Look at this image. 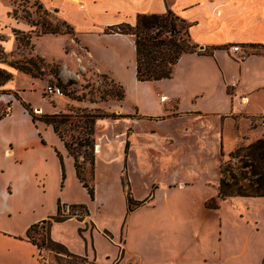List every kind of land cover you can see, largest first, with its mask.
Instances as JSON below:
<instances>
[{
  "label": "crops",
  "instance_id": "obj_1",
  "mask_svg": "<svg viewBox=\"0 0 264 264\" xmlns=\"http://www.w3.org/2000/svg\"><path fill=\"white\" fill-rule=\"evenodd\" d=\"M92 1L73 3L82 10ZM93 3L108 16L103 30L121 24L134 26L140 14H162L169 9L190 25L191 42L203 50L183 54L171 77L158 81H138L134 61L136 84L132 96L128 99L124 94L123 100L110 101L107 112L115 117L100 118L94 124L98 146L91 184L93 198L77 179L74 160L64 142L51 126L32 121L26 110L30 106L19 97L13 78L0 87V264H40L38 248L28 240L27 233L33 225L55 217L58 202L83 206L87 214L83 222L51 220L50 241L61 246L67 257L90 264H264V197L221 199L217 189L222 154L230 153L238 144L235 119L246 125L247 121L264 118V0ZM47 9L60 15L57 9ZM10 10L11 6L0 0V45L5 48L9 41L16 49L11 30L24 31L27 26L11 19ZM108 35L130 38L133 43L129 35ZM235 44L252 48L253 55L236 62L228 52V47ZM87 54L96 75L123 84L114 67L105 62L99 66L96 62L101 59L88 48ZM59 63L60 79H72L65 76L64 62ZM11 94L27 113L18 115L17 103H8L5 97ZM161 97L166 100L161 101ZM126 100L129 106L123 107ZM35 111L41 116L58 113H40L39 108ZM37 124L57 137L58 149L70 161L78 186L90 200L71 197L67 201L58 199L54 206L46 204L40 182L46 177L42 163L47 149L41 143ZM148 153L152 157L150 165H145ZM132 155L140 159L138 166L133 164L134 171L141 176L155 174L142 192L134 187L132 174L122 176ZM209 157L216 161L214 173L201 161ZM121 161L123 168L111 167ZM100 164L110 167L114 187L123 191L125 200L118 213L113 208L108 213L113 201L95 189ZM127 194L132 201L130 212ZM112 217L122 223L116 231L101 222Z\"/></svg>",
  "mask_w": 264,
  "mask_h": 264
},
{
  "label": "rangeland",
  "instance_id": "obj_2",
  "mask_svg": "<svg viewBox=\"0 0 264 264\" xmlns=\"http://www.w3.org/2000/svg\"><path fill=\"white\" fill-rule=\"evenodd\" d=\"M73 1L1 0L3 4L11 6L9 12L11 19L27 26V29L23 31L18 28H13L11 30V34L16 42V49H14L13 43L11 44L9 41L6 43L5 48L6 50L11 49V51H6L3 45H0V70L15 72L9 68V65L14 61H19L26 64L32 70V74L38 77L33 79L21 73H13L14 87L20 92L19 97L25 105L28 104L30 106V109L26 108V110L32 116L36 118L41 116L35 111L37 108L40 109V113L44 114L57 111L58 113L69 115V123L61 126L60 132L64 140L74 150V153L80 155L78 158L79 170L83 177L89 181L90 175L92 174L91 166L87 160L90 151L84 147H79L77 143L79 140L89 136V139L93 141L94 145L92 154H96L98 142L94 124L98 118L95 119L94 124L88 123V120L100 115H111L110 112H107L111 104L110 101L114 100L110 97V93L114 92L116 87L107 77L99 74L96 75L93 72L92 62H90L91 59L87 54V48L95 58L101 59L96 62L99 66L102 67V62H105L117 70L123 81V84L120 86H122L124 94L127 95L128 99L133 94V85L136 84L134 75L135 50L130 38L117 39L106 34L109 28L106 30L103 29L105 28L104 23L108 19V16L102 14L97 5L95 8V4L93 3L95 0L91 2L89 7L86 9H83L85 8L83 7L82 10L78 9ZM47 7L57 9L60 15L54 10L47 9ZM62 21H66L73 28L74 36H37L41 30L40 25L42 23H51L52 26H56L62 30L64 29L60 25ZM180 34L186 38V34L182 29H180ZM166 36L168 37L169 34H166ZM60 61L64 62L63 70L65 76L71 77L72 79H68L65 82L60 79ZM57 78L62 81L63 86L58 85ZM70 80L74 83L67 85V82ZM47 85L60 88L62 97L45 96L44 90ZM76 96L83 97V99L76 100ZM5 97H8V103H17L19 116L22 111L26 112L25 107L23 108L22 103L16 96L11 94L9 96L5 95ZM102 102L108 103L101 104ZM128 106L129 103L127 100L123 102V107ZM107 119L111 118L108 117ZM235 121L234 129L238 144L230 153H223L221 163L231 161L232 164L238 165L237 160L232 159L230 154L239 147L247 146L257 140H264V118L258 119L256 122L247 121L246 125H242L238 119H235ZM36 126L40 129L42 137L41 143L47 149L42 163L43 174L46 177L45 180L40 182L46 204L54 206L58 199L67 201L71 197L85 199L87 201L90 200L85 190L81 186H78L72 171V165L69 163L70 161H66L64 155L58 149L60 144L57 137L53 133L51 134L49 129L44 126L40 124ZM52 152L56 153L52 155ZM58 154L61 155L63 165L64 179L62 187L60 177L61 163ZM151 157L152 155L148 153V158L143 163L150 165L148 160H151ZM201 161L202 164H207L208 168L214 173L216 161L212 157L202 159ZM139 162L140 159L132 155L129 165H125L122 176L125 177L127 172L132 174L134 187L139 188L142 192L152 182L155 174L152 173L147 176L139 175L136 170H133V164L138 166ZM140 165L142 166V162ZM120 166L122 168L124 167L122 161L118 165L113 164L111 167L118 170ZM109 168L106 165H99L98 178L95 176L94 185L101 196L113 201L114 206H111V208L108 207V213H111L110 210L112 208L118 213L121 208L120 205H122L125 198L123 197L122 189L119 191L116 186L114 187L112 180L114 175L109 171ZM141 185L144 187H140ZM101 222L114 231L122 225V223H118L117 219L113 220V217L111 219L107 218L105 221L102 220ZM41 226L39 224L36 228L30 229V239L28 238L38 248L37 259L40 264H90L86 262L87 260L71 258L62 252L59 253L55 245L52 246L48 235V226L46 225V229H42ZM32 230L36 233L33 235V239L31 238Z\"/></svg>",
  "mask_w": 264,
  "mask_h": 264
},
{
  "label": "trees",
  "instance_id": "obj_3",
  "mask_svg": "<svg viewBox=\"0 0 264 264\" xmlns=\"http://www.w3.org/2000/svg\"><path fill=\"white\" fill-rule=\"evenodd\" d=\"M64 29H59L52 26L51 23H42L41 30L37 36L42 35H70L74 36L73 28L65 21L60 23ZM35 26V25H34ZM190 25L184 20L180 19L169 9L162 14H140L136 18L134 26L128 24H121L109 28L106 34H122L129 35L133 39V46L135 50V64H136V79L140 82H151L162 79H168L172 75L173 67L178 62L179 58L186 53H193L197 46L189 39ZM180 29L186 34V38L181 36ZM166 34H169L167 37ZM9 68L15 72H21L30 75L34 78L37 76L32 74V70L24 63L14 61L10 63ZM56 75V74H55ZM12 72L0 70V87L4 86L7 82L12 80ZM59 86H63L62 81L57 78ZM73 81H68L67 85L73 84ZM116 90L110 93V97L116 101H121L124 98V90L122 86L115 84ZM76 100H81L83 97L76 96ZM115 117L112 115H100L88 120V123L94 124L95 119ZM70 117L67 114H45L36 118L32 116V121L43 122L51 126L54 133L64 142L65 148L74 160V167L76 170V177L84 188H86L89 196L93 198V188L91 186L94 179V155L93 141L89 136L85 139L79 140L77 145L89 150L87 158L92 174L89 181L83 177L79 170V156L74 153L71 146L64 140L60 132V127L69 123ZM90 134V133H89ZM88 134V135H89ZM85 150V151H87ZM223 156V154H222ZM61 163L62 180L64 179L63 165L61 155L58 154ZM232 159L237 160L238 165H234L231 161L221 163L219 166L220 179L218 184V196L221 199L232 197H264V140H257L247 146L237 148L232 154ZM83 207V206H81ZM133 210L132 201L129 194H127V212ZM60 204L58 202L57 215L50 218L48 221H42L33 225L30 229L36 228L39 224H46L49 228L50 222L64 221L59 217ZM42 229H44L42 227ZM27 233V238L29 237ZM36 234V233H35ZM38 235V234H37ZM32 238V237H31ZM33 241V240H32ZM58 252H64V249L52 243V246Z\"/></svg>",
  "mask_w": 264,
  "mask_h": 264
},
{
  "label": "built area",
  "instance_id": "obj_4",
  "mask_svg": "<svg viewBox=\"0 0 264 264\" xmlns=\"http://www.w3.org/2000/svg\"><path fill=\"white\" fill-rule=\"evenodd\" d=\"M228 52L233 58L238 63L244 62L248 57L253 55L254 50L252 48H249L247 46H242V45H231L228 47ZM44 95L47 97H62V93L60 88L56 86H51L47 85V87L44 90ZM166 97H161V101H165ZM86 211L83 207L79 205H60V213L59 217L61 219H76L80 220L83 222L86 216ZM42 225L44 229H46V224H40ZM33 235H35V232L32 230L31 231V237L33 239Z\"/></svg>",
  "mask_w": 264,
  "mask_h": 264
},
{
  "label": "water",
  "instance_id": "obj_5",
  "mask_svg": "<svg viewBox=\"0 0 264 264\" xmlns=\"http://www.w3.org/2000/svg\"><path fill=\"white\" fill-rule=\"evenodd\" d=\"M197 49H198V50H203V47H198Z\"/></svg>",
  "mask_w": 264,
  "mask_h": 264
}]
</instances>
